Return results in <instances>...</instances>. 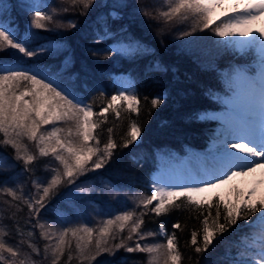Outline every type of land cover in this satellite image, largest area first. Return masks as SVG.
<instances>
[{"label": "snow or ice", "instance_id": "snow-or-ice-1", "mask_svg": "<svg viewBox=\"0 0 264 264\" xmlns=\"http://www.w3.org/2000/svg\"><path fill=\"white\" fill-rule=\"evenodd\" d=\"M61 2L74 8L82 6L80 14L85 15L95 0ZM165 4L167 10L158 8L155 14L147 6H141L137 11L152 20L162 19L165 25L173 21L178 24L191 21L187 30L179 32L180 37L207 30L219 38L216 41L218 45L241 56L251 55L256 71L249 74L248 67L232 68V96L226 101L230 107L222 118L213 117L223 119L224 123L215 138L209 163L185 168L179 173L155 175L145 184L144 193L129 194L134 207L128 208L125 204L124 210L110 213L109 218L98 220L95 226L78 222L65 227L57 221L40 220L41 210L46 208L61 186L72 185L81 198L92 190L90 184L87 187L78 186L77 181L88 173L103 169L112 160L118 147L113 138L114 128L106 129L108 136L103 144L98 131L107 123L109 113H114L117 120L121 119L122 111L129 114L127 131L121 138L123 143L120 147L127 148L141 137V125L131 118L133 114L139 116L140 100L132 85L124 83L100 107L99 112L94 111L92 103H85L82 97L69 91L58 77L29 63L33 57L56 54V49L46 45L32 47L39 36L32 29L48 31L54 17L60 12H67L68 8L53 7L49 13L44 10L47 4L41 0L24 4V9L31 15V22L21 34L12 19L5 18L3 0H0V52L16 50L11 60L0 59V145L10 146L14 151L13 159L23 163V172L33 174L31 183L35 189L34 193L26 196L23 185L17 184L16 187L21 190L18 194L16 188L5 186L10 181H2L0 192L27 206L31 219L36 220L33 228L40 230L41 239L49 241L44 245V259L50 256L51 264H60L65 251L68 252V264L73 258L79 264H94L103 254L115 258L121 249L127 253L147 254L146 264H181L183 257L175 232L168 233L163 223L158 230L142 229L144 217L149 212L156 216L167 214L172 209H179L182 199L185 206L216 209L215 217L209 211L201 221L202 245H198V233H191V244L195 246L196 253L207 251L218 234L222 235L229 227L237 225L238 220L244 219L248 221L249 228L258 227L259 231L258 234L252 233L250 239L248 236L241 237L243 250L231 264H264V192L258 191L264 185V0H175V3L165 0ZM113 7L126 5L116 4ZM109 15L113 20L119 18L117 11ZM63 26L57 23V27ZM67 27L76 28L77 24L69 20ZM122 32L127 33V29H122ZM112 37L113 33L105 22L102 33H97V42ZM107 51L109 54L115 52L122 56H134L148 49L134 37H127L126 40H118L117 46H109ZM70 62V58L65 57L64 65ZM161 103L162 97L151 99L152 108ZM197 118L205 117L201 115ZM58 124L66 127H59ZM49 125L50 130L45 127ZM29 143L34 144L35 153L30 151ZM43 157H52V161L44 166L48 175L36 176L30 166ZM5 166L15 167L8 163L7 156L0 153V169ZM241 183L244 187L239 186ZM224 186H229L226 194L217 191ZM147 192L150 195L145 194ZM254 214H258L256 220H248ZM221 217L224 223L220 222ZM17 228V234L22 236ZM172 228L181 229V225L175 223ZM125 230L128 231L127 236L123 235ZM7 235L5 227L0 225V264H17V258L22 256L21 248L10 244L5 239ZM27 236L33 237L34 232L27 231ZM150 237H161L163 242H148ZM134 238L133 246L128 241ZM73 241L75 257L72 253ZM20 243H27L32 253L40 254V249L31 239H22ZM18 264L36 262L31 259V254L26 253ZM100 264H114V261L103 259ZM116 264H128L127 258H119Z\"/></svg>", "mask_w": 264, "mask_h": 264}, {"label": "trees", "instance_id": "trees-1", "mask_svg": "<svg viewBox=\"0 0 264 264\" xmlns=\"http://www.w3.org/2000/svg\"><path fill=\"white\" fill-rule=\"evenodd\" d=\"M33 2L34 0H3L5 18H11L21 34L31 22V15L23 5ZM41 2L47 4L44 9L46 12L50 13L53 7L68 8V11L60 12L54 17L53 23L48 25V31L32 29L39 34L32 47L46 45L56 49V54L33 57L30 64L58 77L69 91H74L85 103H92L96 112L117 92L122 77L130 80L140 100V114L138 117L133 114L131 118L141 125V137L127 148L120 147L123 143L121 138L127 131L129 114L122 111L121 119L117 120L114 113H109L107 123L98 131L103 144L108 136L106 129L114 128L113 138L118 147L114 150L112 160L103 169L88 173L77 181L78 186L87 187L90 184L92 190L82 198L72 197L68 193L70 185L61 186L39 215L42 221L59 219L62 224L67 222V225H61L65 227L70 223L64 217H79L80 221L95 226L98 220L109 218L110 213L124 210L125 204L128 208L135 206L129 199V194L145 192V184L158 168L160 155L166 154L171 159L185 155L189 149H205L204 145L212 139L216 124L210 114L222 112L225 105L221 98L231 94L229 80L232 68L244 66L252 73L253 57L241 56L218 45L216 41L219 38L207 30L180 37L179 32L187 30L191 21L184 24L173 21L165 25L162 19L152 20L137 11L141 6H147L154 14L158 8L167 10L165 0H120L118 3L116 0H95L85 15L80 14V5L74 8L61 0ZM171 2L175 3V0ZM116 4H124L126 7L114 8ZM113 11L119 12L118 19L113 20L109 15ZM69 20H74L77 27L68 28ZM105 22L113 37L97 42V33H102ZM57 23L64 26L57 27ZM125 28L127 33L122 32ZM127 37L139 40L142 45L147 46L148 51L134 56H122L115 52L109 54V46H117L118 40H126ZM15 53L16 50L7 49L0 52V59L11 60ZM65 57H69L71 61L67 66L64 65ZM157 96L162 97V103L152 108L151 99ZM201 115L205 118H197ZM59 127L66 126L59 124ZM28 146L35 153L34 144L29 143ZM0 153L8 157L9 164L15 165L0 169V182L10 181L5 186L16 188L18 194L21 190L16 187L17 184L23 185L26 196L34 193L31 183L33 174L23 172V163L13 159V149L0 145ZM51 159L52 157L38 158L30 166L35 170L36 176H44V166ZM105 185L112 187L106 188ZM145 194L150 195V192ZM179 203V209H172L161 216L149 212L144 217L142 230H155L157 225L163 223L168 233L175 232L183 257L181 264H231L243 250L241 237L248 236L250 239L252 233H257L258 227L249 228L248 221L240 219L237 225L229 227L222 235L218 234L207 251L198 254L191 244V233H198V245H202L201 221L209 211L215 217L216 209L205 207L201 210L185 206L183 199ZM201 211L203 215H200ZM257 215L250 216L248 220H256ZM220 222L224 223L222 217ZM35 223L36 220L31 219V214L22 201L12 200L0 192V225L8 232L5 239L13 246L19 245L22 251L17 264L26 253L31 254V259L36 264H51L50 256L44 259V245L49 241L40 238V230L33 228ZM175 223H179L181 229L172 228ZM17 226L23 233L22 236L17 234ZM29 230L34 232L31 238L27 236ZM123 235L127 236L128 231L125 230ZM22 239H31L40 249V254L32 253L27 243L21 244ZM148 240L163 242L161 237H150ZM134 242L135 238L128 241L133 246ZM72 253L75 257V241L72 242ZM121 257L127 258L128 264L147 262V254L127 253L121 249L115 258L103 254L94 264H100L103 259H111L116 264ZM60 264H68L67 251ZM70 264H79V261L73 258Z\"/></svg>", "mask_w": 264, "mask_h": 264}, {"label": "rangeland", "instance_id": "rangeland-1", "mask_svg": "<svg viewBox=\"0 0 264 264\" xmlns=\"http://www.w3.org/2000/svg\"><path fill=\"white\" fill-rule=\"evenodd\" d=\"M119 1L120 0H116V3H118ZM257 26H259V25H257ZM255 71H256V68L254 67L253 68V72L252 73L249 72V74H254ZM124 83H130V80L127 77H122L119 80V87L118 88H120L121 84H124ZM130 84L132 85V88L134 90L133 84L132 83H130ZM230 90H231V94L230 95H227V96H224V97L221 98L222 102L225 105V108L223 109V111L222 112H217V113L213 112L212 114H210L211 118H213V117H221L222 118L229 111L230 105L228 103H226V101H228L230 99V97L232 96V88L231 87H230ZM26 99H27V97H26ZM215 122H216V124H215V126H214L215 128L213 130V135H212L213 137H212V139L210 141H208L204 145V147H205L204 150H200V151L194 150L193 151V150L189 149L188 153H186L185 155L175 156V158L173 157L171 159L168 158V156L166 154L165 155L164 154L160 155V157H159L160 162H159L158 168L153 171L151 179L155 175H158V174H161V173H167V172L179 173V172L183 171L185 168H190V167H193V166H203L206 163H209L210 160H211V154L214 151L213 144H214L215 138L221 132L222 127H223V123H224L223 119H215ZM57 126H59V124ZM45 127L50 130L51 125L45 126ZM229 151H233V150L229 149ZM173 155H176V154L174 153ZM50 161H52V159ZM46 175H48V173L44 174V176H46ZM236 183H239V181H237ZM239 186L240 187H244V185L242 183L239 184ZM228 188H229V186H224L221 189H218L217 191H219L222 194H226L228 192ZM69 189H72L71 192H68L72 197H80V194L75 193V188L72 185H70V187L68 188V191H69ZM258 191L264 192V185L260 186ZM87 194H85V195H87ZM221 208L223 209L222 206H221ZM62 218H63V216H62ZM63 219L66 220V221L67 220L69 221L70 224H68V226H72V225H74V224H76L78 222H82V221L79 220V217H75V218H66V217H64ZM55 221L59 222L61 225H67V222L62 224L59 219H55ZM159 225H157L155 230H158ZM258 231H259V229L257 230V234H258ZM202 236H203V231H201V233H200L201 240H202ZM148 242H151V241L148 240Z\"/></svg>", "mask_w": 264, "mask_h": 264}]
</instances>
